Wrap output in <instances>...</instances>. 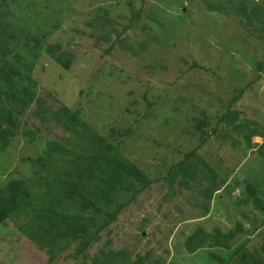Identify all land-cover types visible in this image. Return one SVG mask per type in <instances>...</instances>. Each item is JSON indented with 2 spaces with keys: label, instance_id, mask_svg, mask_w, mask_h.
Here are the masks:
<instances>
[{
  "label": "rangeland",
  "instance_id": "1",
  "mask_svg": "<svg viewBox=\"0 0 264 264\" xmlns=\"http://www.w3.org/2000/svg\"><path fill=\"white\" fill-rule=\"evenodd\" d=\"M245 1L248 7L263 5L261 0ZM34 5L35 12L45 14L48 23L41 27L50 33L35 55L23 54L30 69L22 70L21 77L28 78L20 87H29L34 97L21 112L11 109L16 125L7 124L12 143L10 155L0 158V195L12 181H33L32 163L48 142L71 136L59 125L37 119L35 99L52 111L67 107L78 113L113 140L148 183L141 190L127 180L141 190L135 197L133 191L122 192L111 205H97L99 215L80 214L77 225L86 228L58 254L60 264H83L85 256L94 260L109 251L127 254L128 264L148 254V264H244L262 256L264 218L260 213L254 220L244 218L251 211L232 203L231 196L239 191L230 188L235 180H248L261 197L264 175L256 153L242 148L218 123L229 110L237 112L239 122L264 130V31L259 22L253 26L244 18L214 13L203 0H34ZM138 11L140 18L133 19ZM26 22L28 28L35 25V20ZM51 47L70 62L69 70L47 55ZM23 130L30 132V142ZM192 153L185 164L196 167L198 178L205 163L226 180L205 215L195 205L199 182L191 191H180L164 180L172 166ZM74 214L73 208L71 220ZM112 215H117L114 221ZM236 225L241 233L230 240L228 250L202 249L191 255L184 249L198 226L225 234ZM19 244L12 222L0 226V264L15 260Z\"/></svg>",
  "mask_w": 264,
  "mask_h": 264
},
{
  "label": "trees",
  "instance_id": "2",
  "mask_svg": "<svg viewBox=\"0 0 264 264\" xmlns=\"http://www.w3.org/2000/svg\"><path fill=\"white\" fill-rule=\"evenodd\" d=\"M261 1L263 5L255 4V7H248L245 0H203V4L214 13L244 18V21L253 26L259 22L264 31V0ZM35 7L34 0L0 2V158L10 155L12 142L10 135L8 136L7 124L12 128L16 125L11 121V109L20 111L34 97V94L28 93L29 87H20V81L28 78L21 77L23 71L30 69L23 54L35 55L40 48L41 39L50 33L41 27L48 23L43 19L45 14L35 12ZM6 17H11L13 21L7 23ZM139 18L140 11L133 15V19ZM28 20H35L32 28H28ZM26 33L29 37L25 36ZM18 48L21 53L16 51ZM55 48L57 47L48 48L47 55L53 57L65 71L69 70L70 62L64 61L60 55L58 57L56 53L59 52ZM244 92L245 89H242L234 101ZM35 101L36 117L41 123L59 125L71 136L65 142H48L43 155L32 163L31 175L36 176L31 179L33 181H12L0 195V226L12 222V229L20 239L16 258L10 264H60L58 254L65 246L80 238L82 229L86 228L77 225L81 220L80 214L92 211L93 216L99 215L101 210L97 205L100 203L105 201L111 205L122 192L133 191L131 196L135 197L148 187L145 176L122 154L118 145L84 122L78 113L71 112L67 107L52 111L42 107L40 100ZM218 123L239 139L242 148L256 153L260 164L259 171L264 175V130L258 131L256 124L239 122L237 112L229 110L219 118ZM35 130L36 134L40 133V130ZM23 134L28 142L32 140L28 130H23ZM254 138L261 139L262 143L253 144ZM191 155L194 154H188L185 161L172 166L164 180L168 186L176 184L180 191H191L192 184L199 182L195 184L201 189L197 193L195 205L205 215L210 212L213 196L222 189L226 180L203 162L205 171L198 178L194 172L196 167L185 164ZM131 179L141 186V190H137L127 181ZM253 185L248 180H235L230 188L232 191H239L238 195L231 196L232 203L246 212L251 211L249 217L243 215L250 220L258 213L264 218V192L258 197ZM40 186L44 190L35 191ZM73 208L76 214L71 220L69 213ZM122 209L123 206L118 208ZM116 216H109L110 221H114ZM92 220L94 218L88 221ZM22 221L25 223H21ZM107 223L108 221L104 222L99 229L105 228ZM241 229L240 225H236L235 230H229L225 234L220 231L207 233L198 226L192 235L187 236L184 249L191 255L202 249L228 250L230 240L241 233ZM261 252L262 256H254L250 262L244 264H264V243ZM208 253L209 257L221 261L220 257L216 258L214 254ZM129 260L130 257L122 251H109L101 252L94 260L85 256L83 264H128ZM148 260L149 254L137 258L132 264H148ZM152 264L160 263L157 261Z\"/></svg>",
  "mask_w": 264,
  "mask_h": 264
}]
</instances>
